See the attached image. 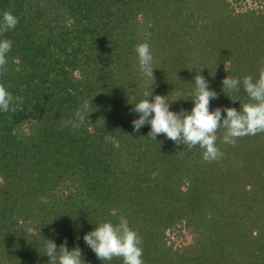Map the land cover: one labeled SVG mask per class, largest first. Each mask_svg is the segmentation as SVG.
Listing matches in <instances>:
<instances>
[{
	"label": "trees",
	"instance_id": "1",
	"mask_svg": "<svg viewBox=\"0 0 264 264\" xmlns=\"http://www.w3.org/2000/svg\"><path fill=\"white\" fill-rule=\"evenodd\" d=\"M5 11L19 23L0 35L13 42L0 82L24 99L0 111V264H49L47 240L123 264L83 239L121 216L144 264H264V133L231 145L221 128L223 156L205 162L132 123L145 90L191 112L197 73L218 93L211 111L248 103L222 82L264 68V0H0ZM145 41L154 76L139 68ZM85 100L84 124L64 127Z\"/></svg>",
	"mask_w": 264,
	"mask_h": 264
},
{
	"label": "clouds",
	"instance_id": "2",
	"mask_svg": "<svg viewBox=\"0 0 264 264\" xmlns=\"http://www.w3.org/2000/svg\"><path fill=\"white\" fill-rule=\"evenodd\" d=\"M18 23L19 18L16 15L5 11L0 19V35L14 29ZM12 47L13 42L10 39H0V76L4 75L8 63L7 56ZM135 51L141 73L144 76H154V57L150 45L146 41L139 43ZM194 82L195 90L191 97L194 107L191 112H175L170 109L172 102H169L168 96L155 95L154 99L150 100L153 91L145 90V99L135 103L132 109L139 114L138 119L132 121L135 131L138 132L147 124L151 126L148 133L151 139L156 140L158 135L164 134L177 145H187L189 149L199 146L203 150L202 158L205 162H213L223 156L217 145V141L221 139L218 136L221 128L225 130L221 142L231 145H235L239 138L264 133V68H261L256 80L252 76H245L242 81L229 75L224 78V92H239L242 87L249 99L248 103L241 104L239 110L235 107H217L211 111L210 101L216 99L218 93L209 87V82L200 73H197ZM23 99L22 96H14L5 84L0 82V111L15 112L23 103ZM91 104V101L85 100L76 111L75 119L65 121L63 126L70 125L73 130L80 128L91 113ZM222 111L227 113L223 119ZM83 239L102 261L121 258L123 264H144L142 238L123 216L118 223L107 221L97 225L94 230L86 233ZM44 255L50 258L49 264H85L80 248L69 250L66 241L57 250V244L47 240Z\"/></svg>",
	"mask_w": 264,
	"mask_h": 264
}]
</instances>
